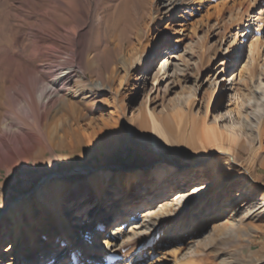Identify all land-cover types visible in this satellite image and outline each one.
Masks as SVG:
<instances>
[{
    "label": "rangeland",
    "instance_id": "1",
    "mask_svg": "<svg viewBox=\"0 0 264 264\" xmlns=\"http://www.w3.org/2000/svg\"><path fill=\"white\" fill-rule=\"evenodd\" d=\"M148 43L149 64L125 69L121 55ZM28 94L39 97L34 118ZM147 109L167 140L157 147ZM206 126L237 138L240 166L225 165ZM166 163L171 172L155 175ZM48 176L63 198L60 225L35 196ZM180 221L193 231L171 235ZM18 232L23 256L12 249ZM66 233L95 240V264L193 253L194 264H264V0H0V264H73Z\"/></svg>",
    "mask_w": 264,
    "mask_h": 264
},
{
    "label": "bare ground",
    "instance_id": "2",
    "mask_svg": "<svg viewBox=\"0 0 264 264\" xmlns=\"http://www.w3.org/2000/svg\"><path fill=\"white\" fill-rule=\"evenodd\" d=\"M248 22L250 20H247ZM247 29H250L249 26H247ZM155 52V48L153 47L152 43H148L146 45H144L143 47H141L139 49V51L137 52V54L134 56V58L131 59H126L124 55H121V64L125 67V69L128 67V65L130 63L133 64L134 67H139L141 70L146 67L150 60L152 59V57L156 54ZM238 54V49H233V53L232 55H230L229 60L233 61V59H235L234 57L237 56ZM230 61L225 62L224 65V69H228L230 66ZM81 73V72H80ZM81 77L82 79H85V74L81 73ZM61 82V81H60ZM154 82H160V78L157 77L154 79ZM103 84L102 82H98L97 83V87H99V85ZM102 87V86H101ZM48 90V88H47ZM45 91V90H44ZM28 101L26 102V106H25V110L27 112L28 115H31L32 118H34L35 115V111L34 109H36V105L39 101V97L38 96H33L32 94H28ZM221 96L220 91L218 89L215 90V92L213 93L212 97H211V102L209 103V106L216 100L219 99V97ZM41 98V97H40ZM74 116H76L75 113H73ZM147 118V119H146ZM148 125L153 128V140L154 143L157 147V144L159 142H166V138H165V134L162 131V127H161V123H160V119L156 116V114L154 112H152L150 109L146 110V117H145ZM134 119H129V125L132 124ZM208 143L210 145L214 146V151L218 152V153H224L226 155L227 158H225V165H229V164H236L237 166H240V164L237 163L236 159H235V154L233 153L231 147L233 146L232 144H234L237 141V138L235 136H230L228 138L225 137L224 133L221 132L220 130H218L215 127H210V126H206V131H205ZM229 141L230 142V147H226V142ZM217 150V151H216ZM214 152V153H215ZM233 161V163H232ZM172 163H166L164 165H160L155 169V175H159V176H163V175H167L171 172L172 170ZM192 167L194 168L195 165H192ZM195 169V168H194ZM195 170H193L194 172ZM198 172V170H197ZM140 176L138 175H134V174H130L128 177L125 176L122 178V183L121 186L123 188H127L128 186L137 184L136 182H138V180L140 179V177H142L141 175L143 173H139ZM192 175V174H191ZM98 179H101L100 182L96 183L93 182L94 187L99 188L101 190L102 194H107V188L110 185V182L107 181L108 177L106 176V174H97V176H95ZM107 178V179H106ZM52 180L51 176H48L47 178L44 179V181L36 188V197L38 199V201L44 205H46L45 207H47L48 209L53 211V217L56 221V224L60 225V218L62 219L63 216V210L64 209V205L62 204V196L58 193L59 192V188L58 187H53L51 186L50 181ZM252 181H250L251 183ZM252 185V184H251ZM195 189V188H194ZM28 198V197H27ZM27 198H22L19 200L22 201L23 199H27ZM169 201L172 202L171 204V208L175 209L178 207L179 203H178V198L175 197V193H173L170 198ZM22 203V202H21ZM27 204V203H26ZM18 205V201H15L11 207L10 210L8 211V213L13 216L14 215V211L16 210V207ZM43 206V205H42ZM170 207H166V208H160V211L164 212L170 210ZM146 214H153L154 211L152 210V208H146L145 210H142L139 214V216L143 217V215ZM209 215V214H208ZM16 216V214H15ZM138 216V217H139ZM132 220H135L136 217H132ZM209 216L208 219L206 218V220L204 221V225L207 223V221L209 220ZM72 225V224H71ZM17 226H18V221H17ZM65 231H69L70 229V223L68 220H66L65 222ZM132 228H136V226H133ZM194 229V223H190L189 225L184 222V221H180L179 223L176 224L175 228L172 230L171 235H174L176 237H181L184 234L188 233L189 231H193ZM17 239L13 244V248L15 249L16 252H18L20 250V256H23L22 254V246L24 244V236L21 232L17 233ZM71 234L70 233H66V240H67V244H68V250L71 254V260L73 262V264H95L98 259H99V255L97 253H93L92 256H89V252L94 249V239H85L83 236H81L77 242L70 240ZM58 242H60V238L59 237H54L52 240V244H57ZM198 246H202V243L198 244ZM21 248V249H18ZM110 249V244L108 243V241L105 242V244H103L100 247V250L105 251ZM42 253V252H41ZM194 254H191V256L186 259L184 262L179 263L177 261H174V264H194L193 258H194ZM57 256V255H55ZM63 257H58L57 262L59 260H61ZM176 260V259H175Z\"/></svg>",
    "mask_w": 264,
    "mask_h": 264
}]
</instances>
